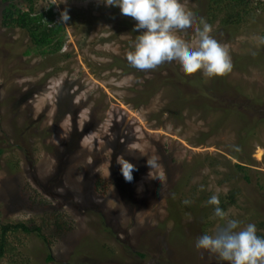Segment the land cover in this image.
I'll use <instances>...</instances> for the list:
<instances>
[{
  "label": "rangeland",
  "instance_id": "1",
  "mask_svg": "<svg viewBox=\"0 0 264 264\" xmlns=\"http://www.w3.org/2000/svg\"><path fill=\"white\" fill-rule=\"evenodd\" d=\"M180 2L200 18L198 0ZM50 6L65 45L41 56L28 32L3 26L0 0V232L23 223L43 236L10 233L0 264H227L195 247L224 224L212 195L235 194L228 218L264 237V8L236 27L221 25L225 14L214 24L204 18L233 64L208 78L176 62L173 72L130 66L143 30L103 0H37L35 11ZM177 35L196 46L194 29ZM156 72L194 79L193 87L157 85ZM118 156L136 169L127 201L114 181L127 183ZM149 156L162 182L148 177Z\"/></svg>",
  "mask_w": 264,
  "mask_h": 264
},
{
  "label": "clouds",
  "instance_id": "2",
  "mask_svg": "<svg viewBox=\"0 0 264 264\" xmlns=\"http://www.w3.org/2000/svg\"><path fill=\"white\" fill-rule=\"evenodd\" d=\"M103 2L106 6L118 7L122 15L133 18L137 22L133 31L143 30L137 36L134 50L126 56L133 68L154 71L165 62H176L188 75L200 72L205 77L213 78L232 72L233 64L228 50L212 38L210 25L203 18L198 20L191 12L186 11L180 0ZM60 19L64 23L69 21L67 10L61 13ZM193 29L197 37L195 47L185 43L177 35V32ZM233 150L240 151L238 146H233ZM116 162L121 166L120 171L125 181L132 182L135 165L121 156L117 157ZM147 167L148 177L162 182L160 165L155 157L149 156ZM183 203L190 205L191 201L184 200ZM207 203L215 206L214 216L224 221V224L215 234L199 237L195 247L217 255L227 264H264V237L257 235L256 226L249 223L241 227L240 221L228 218L216 195H212Z\"/></svg>",
  "mask_w": 264,
  "mask_h": 264
},
{
  "label": "trees",
  "instance_id": "3",
  "mask_svg": "<svg viewBox=\"0 0 264 264\" xmlns=\"http://www.w3.org/2000/svg\"><path fill=\"white\" fill-rule=\"evenodd\" d=\"M37 0H24L29 5V9L25 10L19 7V3L16 0H2L5 4V8L2 11L3 26L6 28H20L29 33L30 39L35 46V53H39L41 56L55 55L61 52L65 45V29L61 22L57 21V13L54 6H50L49 9L42 13H36L35 4ZM200 9L196 12L200 18L208 19L210 24H214L218 21L219 15L225 14L221 20V25L238 26L244 23L246 16L250 15V11L258 12L264 8V0H198ZM199 20V18H198ZM31 54V52H28ZM173 64L171 62L160 65V69H166L169 72H173ZM159 70V69H158ZM174 75V74H173ZM176 75V76H175ZM175 77H163L156 72L157 85L159 83L165 84L170 81H179L180 85H186L187 87H193L194 79H188L185 76H179L175 73ZM197 92V91H196ZM200 96L203 99H207L208 96L204 91L200 92ZM194 94V93H193ZM196 96V95H195ZM197 96V97H200ZM185 98L179 99L184 101ZM189 100L187 96L186 100ZM80 135L75 132L72 135V141L78 142ZM3 153V152H2ZM237 168L242 171H246V167L237 165ZM135 179L132 182L124 183L123 180H114L115 184L119 186L121 195L125 201L131 199V186L135 183ZM99 181L96 182V189H98ZM128 186V187H127ZM235 194H231L228 198H224L220 202V207L226 212L227 208L236 205ZM228 202H227V201ZM226 202V203H225ZM23 232L25 234L38 233L42 236V230L39 228H31L26 224L20 223L16 225H7L1 228L0 232V261L7 256L8 249V235L10 233ZM52 261V257H49Z\"/></svg>",
  "mask_w": 264,
  "mask_h": 264
}]
</instances>
